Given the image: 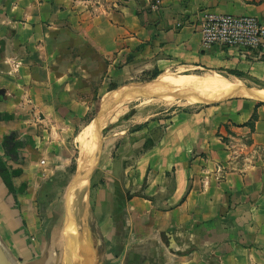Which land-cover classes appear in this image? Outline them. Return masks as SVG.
<instances>
[{
  "label": "crops",
  "instance_id": "0c3cea01",
  "mask_svg": "<svg viewBox=\"0 0 264 264\" xmlns=\"http://www.w3.org/2000/svg\"><path fill=\"white\" fill-rule=\"evenodd\" d=\"M207 13L264 21V0H0V154L15 189L0 177V242L15 264H82L68 252L70 213L58 253L57 224L39 234L36 198L63 170L96 89L171 70L264 81V40L252 52L204 44ZM10 132L27 152L16 160L1 144ZM161 133L104 160L94 264H264V104L183 108Z\"/></svg>",
  "mask_w": 264,
  "mask_h": 264
},
{
  "label": "rangeland",
  "instance_id": "374dc122",
  "mask_svg": "<svg viewBox=\"0 0 264 264\" xmlns=\"http://www.w3.org/2000/svg\"><path fill=\"white\" fill-rule=\"evenodd\" d=\"M168 72L171 74L178 75L195 74L201 76H205L206 74H212L215 72L231 77H238L234 74H230L228 71L219 70L198 71L196 73H192L190 71L180 72L174 70ZM160 74L156 77L157 79L160 78ZM138 78L131 79L127 77V79H125V81L121 83L113 82L112 80L109 84V87H106V83L103 89L100 90L99 94H97V89L95 90L92 105L89 107L87 115H85L81 120L80 124L75 127L73 137L71 136L69 139V147L67 149L68 160L65 165H61V167L63 166V170L54 171L50 179L40 180V191L38 192L36 198V205L38 206L37 212L42 225V229H39L38 231L39 234H42L45 239L48 240L50 237V231L52 230V225L57 224L58 229L55 240L57 245L60 246V249L57 250L58 253H62L64 243L63 219L65 210L70 213L72 227L73 230L75 229L73 215H75L77 203L75 195L73 193V185L71 186L70 183L75 177V172L77 169V160L79 159V149L81 148L80 145H82L81 142L85 137H89L90 131L87 132L88 135L86 134L82 140L76 139L75 135L85 124H87L95 117L96 113L99 110L100 104L102 103L103 99L107 96V94H109V92L115 89V91H113V94H119V92L122 93L124 89L137 86L142 82L148 83L157 80L156 78H153V80L151 79V81H143ZM238 78L242 80L244 86L256 87L253 89H264V81L262 80L254 79L248 75H245V77ZM175 83L177 82H172V80L168 83V88L170 87V85L171 87L167 92L159 91L158 88L153 85V87H151L150 89H146V91L144 92L145 95L130 97V101L122 104L113 113L108 115L99 128L101 147L99 151H97L96 146L89 157L91 158L92 155L93 157L95 156V161L93 162V168L88 177L89 179L87 178L88 205L91 211L90 235L91 238L95 241V243H93V245L95 246V250L92 257L89 258L88 264H94L96 261V240L94 235H96L95 233L97 229V220L95 219L94 204L96 200V189L104 188L102 173L106 165L104 160L106 158H109L111 153L112 155L116 156V159L121 156H134V148L138 143H140L141 138L145 137L148 134H151V136L156 138L157 135L162 132L165 125L170 122L171 118L180 109L195 107L204 103L225 100L221 98L215 100L211 99L208 100V102L197 101L201 97L198 92H189L190 94L184 93L187 97L185 99H182L180 97H177V95H175L174 93L175 89L179 88L182 85L180 84L179 86H177V84ZM226 99H246L252 102L264 104V101L260 102L257 101V99L254 100L248 97H243L242 95L232 96ZM107 100L108 99H106L105 101L108 102ZM5 135L11 137V139L7 141V148L12 147L17 141L20 142V144L16 146V153L6 154L4 151V155L13 157L16 160L19 154L25 152L22 143L23 139L20 140L19 137H16L14 135V132H10ZM19 169L22 170L21 168ZM97 251H99V248L97 249ZM20 264L25 263L22 261Z\"/></svg>",
  "mask_w": 264,
  "mask_h": 264
},
{
  "label": "bare ground",
  "instance_id": "6f19581e",
  "mask_svg": "<svg viewBox=\"0 0 264 264\" xmlns=\"http://www.w3.org/2000/svg\"><path fill=\"white\" fill-rule=\"evenodd\" d=\"M171 80L172 82H177L175 83L177 84V86H179L180 84L182 85L179 88H176L175 91H182L183 93L198 92L201 95L200 99L205 100L224 98L232 95L233 93H235V91L244 87L242 80H240L238 77H231L215 72L212 74L201 76L195 74L174 75L169 73L168 71H165L160 74V78H158L157 80L148 83L142 82L137 86L131 87L130 90L145 92L146 89H150L151 87H153V85H155V87H157L159 91L167 92L171 87V85L169 84L170 87L168 88V83ZM241 95L243 97L264 101V89H252L249 92H242ZM132 96L137 97L138 95L134 93L125 94L124 92H119V94H112L107 100L108 102H111V104L106 105V107L104 108V112L101 115L100 126L108 115L113 113L122 104L130 101L129 98ZM104 103L107 102L105 101ZM88 131H90V134L89 137L86 138L85 135ZM76 139H83V141L81 142L82 145H80L81 148L79 149V159L77 160L78 173L75 174L74 179L70 183L71 186L73 185V193L75 195L77 204L75 215H73L75 229L73 230V227L71 225V236L69 238L70 247H68V252L70 253V255L75 252V255H77L78 257L77 260L79 259L78 262L84 264L89 261V256L92 257L94 251V247L90 244L91 241L89 242L88 238L90 217H88L87 213L89 210L87 184V181L89 179L88 169L90 168V165L92 163L93 155L91 158L89 157L92 151L97 146L96 135L93 132L92 120L89 121L79 131Z\"/></svg>",
  "mask_w": 264,
  "mask_h": 264
},
{
  "label": "built area",
  "instance_id": "2783aa9c",
  "mask_svg": "<svg viewBox=\"0 0 264 264\" xmlns=\"http://www.w3.org/2000/svg\"><path fill=\"white\" fill-rule=\"evenodd\" d=\"M199 34L204 44L252 52L264 40V21L251 15L207 13L200 21Z\"/></svg>",
  "mask_w": 264,
  "mask_h": 264
},
{
  "label": "water",
  "instance_id": "95a60500",
  "mask_svg": "<svg viewBox=\"0 0 264 264\" xmlns=\"http://www.w3.org/2000/svg\"><path fill=\"white\" fill-rule=\"evenodd\" d=\"M253 88H255V87H253V86H251V87L244 86L242 89H239V90L235 91V93H233L232 95H229V96L224 97L222 99L230 98L232 96H239V95L242 94V92H249ZM123 92L125 94L134 93V94H136L138 96L145 95L144 92H142V91H131L130 88L124 89ZM174 93H175V95H177V97H180L182 99H185L187 97L182 91H174ZM197 101L208 102V100H205V99H199ZM110 104H111V102L103 103V101H102V103L100 104V107H99L98 112L96 113L95 117L92 119V121H93V132L96 135V142H97V149L96 150L97 151H99V149L101 147V139H100V135H99V132H100L99 126H100L101 115L104 112L105 105H110ZM94 161H95V156L93 157V160H92V163L90 165V168L88 169V174H90L91 171H92L93 162ZM77 173H78V169H76L75 174H77ZM0 264H15L11 260V258L9 257V255L6 253V251H5L4 247H3V245L1 244V242H0Z\"/></svg>",
  "mask_w": 264,
  "mask_h": 264
},
{
  "label": "trees",
  "instance_id": "16d2710c",
  "mask_svg": "<svg viewBox=\"0 0 264 264\" xmlns=\"http://www.w3.org/2000/svg\"><path fill=\"white\" fill-rule=\"evenodd\" d=\"M229 72L231 74H234V75L238 76V77H245V75H246V74H244L242 72H239V71H236V70H230ZM156 76H157V73H154L152 75H148V76L142 77V80L148 81V80H151V79L155 78ZM112 94H113V92L107 98H109ZM161 134L162 133L157 135L156 138L151 136V134L146 136L144 144H143L142 148L139 149L138 152H143L144 150H146L147 148H149L150 146H152L156 142H158ZM10 139H11L10 136L4 135L2 143H1L6 154L16 153V146H18L20 144V142L17 141V142H15V144L12 147L7 148V141H9ZM0 177H1L2 181H3V183L5 184V186L7 187L8 191L10 193H15L14 185L12 183L10 169L8 168L6 163L3 161L1 154H0Z\"/></svg>",
  "mask_w": 264,
  "mask_h": 264
}]
</instances>
